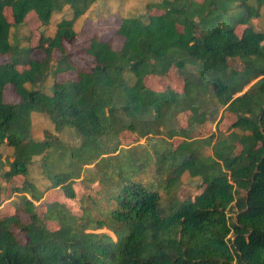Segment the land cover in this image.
<instances>
[{
  "label": "trees",
  "instance_id": "obj_1",
  "mask_svg": "<svg viewBox=\"0 0 264 264\" xmlns=\"http://www.w3.org/2000/svg\"><path fill=\"white\" fill-rule=\"evenodd\" d=\"M95 1L0 0V179L23 177L13 187V212L0 216V264H264V28L251 23L264 0L152 2L144 20L121 17L118 49L111 38L93 34L83 48L93 64L84 69L66 45L76 41L74 24ZM65 6L71 16L59 19L52 35L41 32L37 46L10 40L11 27L29 12L42 27ZM238 25H245L240 34ZM35 50L43 56L34 57ZM172 67L183 78L181 90L147 83ZM70 71L75 77L56 79ZM49 74L47 93L40 88ZM6 88L16 102L4 101ZM209 98L235 120L228 133L191 138L205 120L200 109ZM185 110L192 112L187 126L176 128V116ZM32 112L45 114L59 134H75L77 147L69 151L75 165L66 164L67 148L58 136L32 137ZM160 127L163 137H153ZM123 132L133 141L149 137L136 160L162 176L159 189L124 176L119 155L126 147L117 148ZM174 136L181 137L175 145ZM204 146L210 155L201 152ZM116 151L117 162L102 157ZM55 153L54 164L46 166ZM34 156L50 169L51 189L68 199L76 198L81 165L100 157L106 163L103 188L83 195L78 213L55 199L39 213L35 202L44 192L28 178ZM184 172L197 178L198 192L180 199ZM8 198L0 184V206Z\"/></svg>",
  "mask_w": 264,
  "mask_h": 264
},
{
  "label": "rangeland",
  "instance_id": "obj_2",
  "mask_svg": "<svg viewBox=\"0 0 264 264\" xmlns=\"http://www.w3.org/2000/svg\"><path fill=\"white\" fill-rule=\"evenodd\" d=\"M161 0H96L88 10L80 16L75 24L74 29L78 32L76 41L73 44L66 45L70 50L72 57L71 59L80 67L88 69L93 61L90 56L83 52L88 44V40L93 34L99 35L102 39H112V46L118 49L121 46L122 39L116 37V29L120 23L121 17H139L143 20L146 19V14L148 10V5L152 2H159ZM160 12V11H159ZM6 15L9 21L12 22V18L9 10H6ZM71 11L68 6H65L61 12H54L51 16L49 23L45 26L40 27V21L37 19L36 14L29 12L25 17L24 23L12 26L10 29V40L12 42H18L22 46H37L40 33L43 32L46 36L53 34L55 30V25L57 21L63 17H70ZM255 30H262L264 28V7L260 10V16L253 18L251 20ZM245 25H238L236 27L237 34H240ZM28 37V39H27ZM32 55L34 57L40 58L43 56L42 50H35ZM4 61L0 59V62ZM231 64L235 65L236 68L240 67L239 62H232ZM191 65L187 66V69L191 68ZM75 77V73L70 71L66 73H61L57 75L56 79L58 81H63L69 78ZM147 83L157 84V88H164L165 86H171L172 88L181 90L183 85V78L178 73L175 67H172L169 72L161 77L150 76L147 78ZM52 84V77L49 74L45 83L41 86L40 90L43 92H51L50 86ZM154 85V84H153ZM155 86V85H154ZM9 87V86H8ZM248 86L244 88L246 90ZM4 101L7 102H16L18 99L15 95L12 94L10 88H6L4 91ZM200 112L204 113L205 120L203 123H200L195 126V128L190 132L191 138H207L211 133H214L218 130L228 133L231 123L235 120V114L225 110V105L220 104L215 98H209L208 102L200 109ZM191 110H185L179 113L176 116L175 127L178 128L179 124L181 126H187L189 117L191 116ZM165 130L164 127L158 129V133L153 134V137H163L162 132ZM31 132L32 137L38 140H43L47 138L54 139L58 136L59 145H63L66 149L65 162H73V158L70 157V150L75 149L78 144V139L75 138V134L69 129H65L62 134H59L54 130L52 122L47 118L43 113L32 112L31 113ZM133 136L128 132H123L120 134L119 147H126L127 153H121L119 158L122 160V169L125 172L126 176L130 180H136L140 182L145 187L149 188H160L158 181L162 180L161 175H153V167L149 164L138 165L136 157L141 155L145 146H149V137H139L138 141H133ZM181 140V137L174 136L170 139L173 145ZM151 142V140H150ZM115 145V140H111L107 148L109 151L113 150ZM4 148V147H3ZM128 148V149H127ZM60 149H57L56 152H59ZM118 151L110 152L102 157L109 156L112 161L117 162L118 157H116ZM151 152V150H150ZM201 152L204 155L211 154V148L204 146L201 148ZM9 153L8 149H4V154ZM84 153V151H82ZM57 158V154L50 155L47 159L46 166H52L54 160ZM100 158V157H99ZM98 158V160H99ZM95 161L90 165H81L82 170L79 174L80 177L75 180L74 188L76 192V198L68 199L62 193L61 189L52 188L51 189V179L48 177V171L50 170L43 168L42 158L40 156H34L32 162L29 166V180L33 182L36 188L42 192L44 195L42 199L38 202H35L37 205V211L41 213L45 210V206L48 202L52 200H59L65 202L68 208L73 212L78 213V204L79 199L83 195H91L93 192L98 189H102L103 185L100 180V177L105 171L104 166L106 163L102 161ZM78 165V163H77ZM73 166V165H72ZM92 178V180L90 179ZM154 180V183H153ZM182 185L177 191V196L180 199L186 198L188 196L193 197L194 194L198 192L196 184L198 183L197 178H192L187 172H184L181 178ZM23 183V177L15 176L10 181H4L0 179V184L3 187V197L7 198L3 204L0 206V216L6 215L13 212L12 201L18 198V194L14 192L13 187H20ZM163 200L166 199V194H163ZM166 201L164 203H166ZM20 217L23 221H28V216L26 214H20ZM15 232L18 230L15 229ZM23 239L22 236H20Z\"/></svg>",
  "mask_w": 264,
  "mask_h": 264
}]
</instances>
